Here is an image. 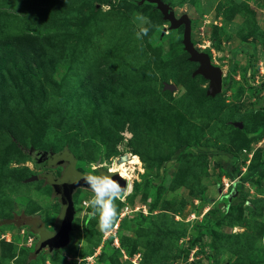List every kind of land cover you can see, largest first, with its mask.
<instances>
[{
  "label": "rangeland",
  "instance_id": "obj_1",
  "mask_svg": "<svg viewBox=\"0 0 264 264\" xmlns=\"http://www.w3.org/2000/svg\"><path fill=\"white\" fill-rule=\"evenodd\" d=\"M164 1L219 94L148 0H0V264H264V0ZM66 146L127 191L102 233L78 187L70 243L37 253L27 220L54 230L64 170L44 161Z\"/></svg>",
  "mask_w": 264,
  "mask_h": 264
},
{
  "label": "water",
  "instance_id": "obj_2",
  "mask_svg": "<svg viewBox=\"0 0 264 264\" xmlns=\"http://www.w3.org/2000/svg\"><path fill=\"white\" fill-rule=\"evenodd\" d=\"M145 1V0H143ZM154 3L162 13L164 20L169 21L170 29H177L183 26V45L184 49L189 53V60L198 63V67L193 71V75H202L209 81V87L207 94L215 96L222 91L223 80L222 70L220 67L211 63V58L207 52L199 51L191 40V19L187 14H183L177 17L174 10L164 0H148ZM166 88L175 89V85L166 84ZM241 126V124H240ZM53 155V152H49ZM42 155H47V152ZM48 156V155H47ZM46 156V157H47ZM37 157V156H36ZM38 162L41 159H37ZM54 166H66L62 176L56 178L53 174H49L46 180L53 187L54 192L58 195L62 209L61 213L54 225L53 231H48L44 223L37 219H30L31 227L40 235V242L37 244L35 252L47 249L48 252H52L54 249L66 247L70 243V235L72 231V221L75 215V205L73 194L78 187L89 188L84 180L83 176L87 173H83L77 169V159L75 155L67 148L53 155L48 164ZM102 172H109L107 169L100 168L99 174ZM112 178L120 183L122 188L127 189V180L119 176L116 172H111ZM38 179L37 176L29 178V181ZM229 264V263H224Z\"/></svg>",
  "mask_w": 264,
  "mask_h": 264
},
{
  "label": "clouds",
  "instance_id": "obj_3",
  "mask_svg": "<svg viewBox=\"0 0 264 264\" xmlns=\"http://www.w3.org/2000/svg\"><path fill=\"white\" fill-rule=\"evenodd\" d=\"M148 31L147 27H142L136 35L139 37L141 33L147 34ZM112 171H118V169L113 166L107 173H88L82 177L93 193L91 199L86 202L91 208L90 216L96 218L97 225L102 233L112 230L113 222L117 219V211L113 202L127 191L126 188H122L120 183L112 178ZM128 188H130V185H128Z\"/></svg>",
  "mask_w": 264,
  "mask_h": 264
},
{
  "label": "trees",
  "instance_id": "obj_4",
  "mask_svg": "<svg viewBox=\"0 0 264 264\" xmlns=\"http://www.w3.org/2000/svg\"><path fill=\"white\" fill-rule=\"evenodd\" d=\"M253 56H254V53H253V54L251 53V54H250V58L252 59ZM195 63H196V62H195ZM65 148L69 149V147H67V146H66ZM65 148H64V149H65ZM64 149H63V150H64ZM63 150H62V151H63ZM69 150H70V149H69ZM70 151H71V150H70ZM60 152H61V151H58V152H55V153L57 154V153H60ZM71 152H72V151H71ZM72 153H73V152H72ZM73 154H74V153H73ZM34 162H35V164L39 167V165H38L39 162H38L36 159H34ZM262 165H263V163L260 165V168L262 167ZM29 220H30V219H29ZM29 220H27V221H29ZM29 225H30V224H29ZM30 226H31V225H30ZM32 229H33V228H32Z\"/></svg>",
  "mask_w": 264,
  "mask_h": 264
},
{
  "label": "bare ground",
  "instance_id": "obj_5",
  "mask_svg": "<svg viewBox=\"0 0 264 264\" xmlns=\"http://www.w3.org/2000/svg\"><path fill=\"white\" fill-rule=\"evenodd\" d=\"M131 162H139V159L137 156H134L133 158H131ZM120 167L122 168L121 170V175H124L125 173L123 171H125V169L123 168L124 167V164H121Z\"/></svg>",
  "mask_w": 264,
  "mask_h": 264
},
{
  "label": "flooded vegetation",
  "instance_id": "obj_6",
  "mask_svg": "<svg viewBox=\"0 0 264 264\" xmlns=\"http://www.w3.org/2000/svg\"><path fill=\"white\" fill-rule=\"evenodd\" d=\"M54 154L57 155L58 153H57V154H56V153H53V155H54ZM53 155L47 156L44 162H45V163H46V162L48 163V160H50L51 157H52ZM61 167H62V170H64L66 166L61 165ZM62 174H63V173H62Z\"/></svg>",
  "mask_w": 264,
  "mask_h": 264
}]
</instances>
